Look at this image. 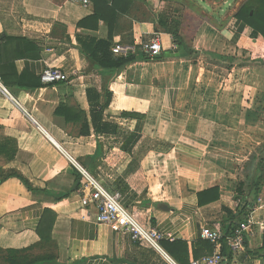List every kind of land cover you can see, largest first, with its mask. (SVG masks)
Returning a JSON list of instances; mask_svg holds the SVG:
<instances>
[{"label": "crops", "instance_id": "crops-1", "mask_svg": "<svg viewBox=\"0 0 264 264\" xmlns=\"http://www.w3.org/2000/svg\"><path fill=\"white\" fill-rule=\"evenodd\" d=\"M200 1L211 10L209 1ZM114 2L0 0V78L6 89H0V171L20 174L31 185L15 175L0 182V247L38 243V226L50 211V241L43 243L53 247L59 264H190L217 251L202 237L204 226L224 232L227 209L235 217L239 211L224 186L232 175H221L223 162L213 154L227 149L221 132L228 129V117L215 104L219 85L191 61L227 55L212 45L215 41L240 55L258 45L264 50V38H255L252 28L235 17L238 9L227 12L223 5L199 26L183 21L180 34L197 56H170L177 50L174 39L158 16L169 13L173 0ZM155 38L163 52L148 59L142 43ZM99 40L134 45L132 54L138 57L121 69H104L91 57ZM49 66L60 67L69 79L43 83L40 75ZM238 79L230 99H247V112L260 107L259 86L245 85L244 72ZM107 102L104 130L97 132L95 115ZM243 107L236 113L243 114ZM135 111L141 116L124 114ZM262 152L259 160L250 159L255 174L240 190L247 185L240 198L253 205L246 213L254 214L256 225L246 235L243 253L235 255L221 244L226 264H264V174H259L264 146ZM80 168L108 190L121 191L123 204L140 223L172 238L161 240L160 250L97 222L96 205L82 203L89 189H82L86 178ZM213 177L222 182H211ZM217 186L220 199L201 204L199 193Z\"/></svg>", "mask_w": 264, "mask_h": 264}, {"label": "rangeland", "instance_id": "rangeland-1", "mask_svg": "<svg viewBox=\"0 0 264 264\" xmlns=\"http://www.w3.org/2000/svg\"><path fill=\"white\" fill-rule=\"evenodd\" d=\"M207 1H209L212 6L211 10L206 9L200 0H173L174 6L170 9H167L169 13L165 14L166 16H169L171 20L179 22V31L181 32L183 21L189 23V27H191L192 23L196 27L197 25L199 26L202 24L204 19L203 17L211 16L210 19L213 20V18L218 15V10L223 8V5H228L227 12H232L233 9H238L239 6L244 2V0ZM186 6H189L188 9L186 8ZM186 11L187 13L189 12L188 15H184V12ZM201 44L207 45V40L201 41ZM212 45L217 46V50H220L221 53H226L227 55L225 56H227V58H231L233 61H228V59L225 61L224 58L220 59L217 56L210 58V61H204L203 56H198L197 59L199 61L192 60L191 63H200L199 66L203 67L206 70L205 73L207 74V76L205 77H207V80L214 81L215 84L219 85L217 86L219 97L215 104L218 105L219 102V106L222 107V109L224 110L223 112H225L228 117L224 124L228 127V129L227 131L224 130L221 132V137L225 141V143H223L222 145V148L227 149L215 150L213 154H217L214 159L218 158V162H223V164L219 165V167L221 168V175H228L226 171H230V174L232 175L233 179L229 178L228 182H226L224 186H227L228 190L233 192L232 199L235 200L232 204L235 205L241 202L240 197L243 195V193L245 194L248 192L247 185H245L246 187L243 188L244 190L240 192V190H242V183L247 184V176L252 175L253 177L255 174V167L253 166V164L251 165L252 161L250 159L256 156L259 160L261 154H263L262 149L264 146V102L263 100H261L260 107H258L259 104H257V107L250 108V110H248L247 112V99H230L229 96L236 94L235 88L239 83L238 78L243 72L244 79L246 80L245 85H258L261 89L262 94L264 93V61H262L264 60V50L261 49L260 45H258L259 48H256V50L252 51L251 53H241L240 55H238V53L231 52L234 49H231V47L225 46L219 42L215 41V43H212ZM232 63L234 65H231V67H229L228 64ZM236 63H240L238 67H236ZM241 64H243V66H241ZM208 71H210V73H208ZM202 78L204 77L202 76ZM221 84L223 86L220 87ZM224 90H228L229 93L224 92ZM240 101H242L243 105H241ZM211 103L214 104L213 102ZM241 106H244L243 114L240 113V109L236 113L237 109L241 108ZM199 115L201 116V114ZM239 144H241L242 148L239 147ZM208 168L216 170L213 167ZM259 174L260 176L264 174V166H260ZM222 177H213L211 182H222ZM211 182L207 184H211ZM35 246L36 247L33 250L28 251L30 252V254L38 255L41 252H46L44 250L45 246L43 245V241L39 240Z\"/></svg>", "mask_w": 264, "mask_h": 264}, {"label": "trees", "instance_id": "trees-1", "mask_svg": "<svg viewBox=\"0 0 264 264\" xmlns=\"http://www.w3.org/2000/svg\"><path fill=\"white\" fill-rule=\"evenodd\" d=\"M96 1V0H94ZM132 1V0H130ZM118 0H115L114 5L117 6ZM235 17L238 20H241L245 25L252 28L254 37L262 36L264 38V0H244V2L239 6L238 11L235 14ZM158 23L166 30L167 33L171 34L174 39V44L176 46V52H168V55H178V57H184L188 59H192L193 57L199 54L198 51L193 50L184 40V37L180 34L179 31V22L171 20L169 16L160 15L158 16ZM123 43V42H121ZM125 44V43H124ZM127 44V43H126ZM129 44V43H128ZM115 45V44H114ZM113 48V42L111 40H99L96 43V47L91 51V57L96 60L99 66L104 69H121L125 65L134 62L137 59V54H129L128 56H119L113 53L111 50ZM145 53V57L150 59L148 53ZM164 54V53H163ZM160 55L155 57H151L154 59L160 58ZM164 57V55H163ZM220 59L224 58L225 61H233L231 58H227V56H218ZM264 61V60H262ZM233 64V63H232ZM232 64H228L231 67ZM108 105V102L102 106L99 110V113L95 115L99 117L96 120V131H103V127L101 126L103 111L105 107ZM127 116L138 117L141 114L135 112L124 113ZM263 163V159L261 160ZM0 182L2 180L7 179L11 176H18L21 178L26 186L31 187L30 183L23 178L20 174L5 172L4 170L0 171ZM200 203H212L218 201L220 199V189L218 187H212L204 190L199 193ZM252 203V202H251ZM253 205H250V201L247 202L245 200H241L238 205V217H235L231 210L227 209L230 213L229 220H223L222 226L224 232V238L222 239V244H226V236L232 232L240 221H243L249 213H246L247 208H252ZM237 218L240 219L237 221ZM53 214L50 211L45 212L39 226L37 233L40 236L41 241H45L47 239L48 244L50 241V232L51 227L53 226ZM50 229V230H49ZM209 242V241H208ZM41 243V242H40ZM36 244L27 247V248H2L0 247V264H59L55 261L54 249L53 247H45L46 252H41L38 255L30 254L36 246ZM43 245H47V243H43ZM227 245V244H226ZM261 250L264 251V238ZM171 254L178 258L172 251ZM180 260V258H178ZM189 264V263H188Z\"/></svg>", "mask_w": 264, "mask_h": 264}, {"label": "built area", "instance_id": "built-area-1", "mask_svg": "<svg viewBox=\"0 0 264 264\" xmlns=\"http://www.w3.org/2000/svg\"><path fill=\"white\" fill-rule=\"evenodd\" d=\"M77 3L89 5L90 0H72ZM142 50L150 57H155L163 52V44L159 38H155L142 43ZM112 51L119 56H128L136 52V47L130 44L117 43L113 46ZM69 73L57 66H49L40 75L43 83H55L59 81H67ZM0 89L6 91L1 85ZM80 171L86 178V185L82 188L89 189V193H85L82 198L83 206L91 203L96 205L98 210L97 222L109 225L116 230H121L130 234L133 240L144 241L151 247L161 250L160 242L165 238H172L153 227H146L140 223L137 218L122 202L123 194L121 191L108 190L93 175L83 168ZM261 202V200H260ZM256 225L254 214H249L243 221L237 224L233 232L226 236L225 240L232 252L237 255L245 251L246 235L251 233ZM202 237L216 244L217 251L213 254L204 256L200 259H194L190 264H226L227 259L221 251V244L224 235L222 232L210 225H206L202 231ZM173 264H178L172 261Z\"/></svg>", "mask_w": 264, "mask_h": 264}]
</instances>
